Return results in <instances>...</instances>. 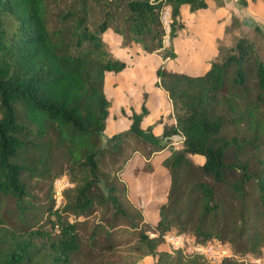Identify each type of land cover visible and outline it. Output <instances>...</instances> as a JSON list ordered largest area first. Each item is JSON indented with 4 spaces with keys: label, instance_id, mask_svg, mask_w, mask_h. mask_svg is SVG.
<instances>
[{
    "label": "trees",
    "instance_id": "1",
    "mask_svg": "<svg viewBox=\"0 0 264 264\" xmlns=\"http://www.w3.org/2000/svg\"><path fill=\"white\" fill-rule=\"evenodd\" d=\"M58 1L0 0V264H95L111 253L110 230L137 228L119 175L135 155L143 159L141 170L153 172L152 158L168 148L161 161L165 200L151 230L157 237L139 231L141 254L130 264L146 256L153 264H208L160 249L168 231L229 244L234 257L220 264H249L239 259L247 252L262 258L264 157L257 151L264 135V53L243 35L229 48L218 47L200 75L157 67L155 86L168 96L175 124H164L159 136L142 128L148 114L143 95L140 111L127 116L128 128L106 137L105 73H119L126 64L113 56L105 33L171 59L172 39L184 28L181 6L194 12L206 9L207 0ZM165 6L171 14L167 48L160 22ZM174 136L180 148L173 147ZM129 139L138 146L122 159ZM109 152L116 166L107 185L100 162ZM59 154L73 186L63 191L59 208L44 205L34 213L24 175L49 177L52 195L62 171L50 175L49 169ZM193 155L203 162H191ZM98 187L103 192L94 193ZM98 210L99 221L85 234L87 219Z\"/></svg>",
    "mask_w": 264,
    "mask_h": 264
},
{
    "label": "rangeland",
    "instance_id": "2",
    "mask_svg": "<svg viewBox=\"0 0 264 264\" xmlns=\"http://www.w3.org/2000/svg\"><path fill=\"white\" fill-rule=\"evenodd\" d=\"M244 1L246 2L245 4L240 3V0H215L218 6H222V5L224 6V4L226 3V7L230 10V13L232 15L231 23H233L230 26V28L226 30V38L224 39V41L219 43L218 47L219 49L221 46L223 49L229 48L234 45L238 37L246 35L248 38H250L255 42L256 50L258 54L261 56L264 53V0H254V1L244 0ZM58 3L60 4V6H64V2L62 0H59ZM201 11L202 10L190 12L189 16H184L182 20L187 22L188 26H192L193 22L191 21H193L197 16H202L200 15ZM207 14L210 13L207 12L206 16ZM214 14L217 15V17L222 18V20L221 19L217 20L218 23L224 21L223 14L217 13L216 11L212 15ZM233 17H236V19ZM196 20H199L200 23L207 22L208 23L207 26L210 23V20L209 22L208 19L203 21L199 19V17ZM182 32L181 33L179 32L178 35L176 36L177 37L181 36ZM185 34L187 36L188 32L185 31ZM189 38L191 40V37ZM191 43L192 41H187L184 38L172 39L171 48H173L174 50L175 48L181 47V49H183L181 51V54L184 53L185 56H188L191 59H193V61H195L199 58V56H202L200 49L202 46L201 45L193 46L191 45ZM133 44H136V46H133ZM124 48H126L124 53L127 55L129 60H132L135 57L145 59V56L143 55L147 54L141 49L139 44L133 43L132 41L123 42L122 40V47H120V51L124 50ZM134 49H138V52L135 53ZM174 54L175 55L171 58V62L174 61L176 62L180 57L179 53L174 52ZM222 56L223 54L220 57ZM118 60L123 61L122 59H118ZM192 64H193L192 62H189L187 64L189 69H191V71H195V72L201 71V69H197V65L195 66L196 68L194 69V66ZM139 68H141V70L129 69L126 74H125V69L119 73L106 72L104 91L106 97L110 102L109 116L106 121V129L104 131V135L106 137H110L113 134L126 129L128 123L127 114L131 113V111H134L132 106L135 104V102L138 103V101L141 104L143 100V95H145L144 94L145 90L149 89L151 91L154 87L153 86L155 81L154 80L155 76H153L154 66L152 64L141 65ZM174 68H176V66ZM136 72H140V80L143 81L142 82L143 84H141V86H136V88H134L133 91L132 88H129L127 91L124 90L120 91L119 88H117L112 81H109L110 77L116 80H120L123 75H124L123 76L124 79H129L132 78ZM111 78L110 80H112ZM121 110H123L124 114L121 113ZM262 116L264 117V112ZM146 120L149 119L145 118L144 122ZM174 120H175L174 116L172 115L167 116L166 120L161 116L160 118L156 119V123L164 122L167 125L168 124L173 125L175 124ZM239 131L243 133H247V129H239ZM125 143H127L126 144L127 149L125 148V150H123V154L121 156L122 159L124 158L126 153H129L130 150L134 148V146H138L135 143V141L132 139L126 140ZM180 146H181V140H179V137L174 136L173 147L180 148ZM170 150L171 148L165 149L161 154L155 155L154 158H152L151 165L153 166V172H145L141 170L144 164L143 159L135 155L133 157L134 161L129 166L128 170H126L125 167L124 172L119 175V178L120 179L122 178L123 181L125 182L127 181V184L128 182L134 184L135 188L134 190H132L133 194L131 195L134 201L135 200L140 201L141 196L143 195L144 203L145 204L147 203L150 206V208L149 211L145 213L142 212L143 210L142 207L138 208L137 206L136 207L133 206L131 209L129 208L132 214V219L130 223H134V225L136 224L137 228H133V227L131 228V226L128 224H122L119 227L110 230L112 233V241L113 243H115L114 244L115 248L111 253H104L103 255H101L95 261V264H105L108 261H113L114 264H130L135 259H137L138 256H140L141 251L136 250V247L138 245L137 243L138 233L139 231L151 232L154 222L157 219L156 207L158 206L159 203H162L165 200L166 182H167L165 177L167 175V172L161 166V161L167 155L170 154L171 152ZM257 153H258V157L260 158L264 157V135H263V143L258 148ZM55 158H56V163H54L49 169L50 175L51 174L53 175V173L55 172L62 171L60 177H64L71 183L70 180H72L73 178L70 175V173L65 169L67 164L65 157L59 154ZM189 159L191 162H193L196 165H200L203 162L202 157L195 155L189 156ZM119 164L120 163H118L117 165ZM100 166H101L100 177L103 180L105 179L108 185L110 181L113 179V172L116 166L114 164V154L111 152L106 153L100 162ZM138 169L140 171H138ZM135 170L137 171L136 173L134 172ZM24 179L28 184L29 201L34 205V210H33L34 213H41V209L44 205L52 204L55 209L59 208L62 205L61 204L59 206H56L55 202L52 201L53 194L51 195V190L49 189V183H50L49 177L41 178L39 176L29 177L28 175H24ZM144 189L146 190V192ZM219 190H221V187L219 188ZM93 192L101 193L103 192V187H98L94 189ZM102 213L103 212L98 210V212L93 213L89 216V218L87 219V224H85L84 226L85 234H89L92 225L99 221V218L102 215ZM174 229L176 228H172V230ZM81 234H83V232H81ZM261 248L264 252V244L261 246ZM160 249L165 250V247L161 246ZM256 255L257 254H252L247 252L244 255H241L242 258L239 259L249 264H264V256L261 258V256L256 257Z\"/></svg>",
    "mask_w": 264,
    "mask_h": 264
},
{
    "label": "crops",
    "instance_id": "3",
    "mask_svg": "<svg viewBox=\"0 0 264 264\" xmlns=\"http://www.w3.org/2000/svg\"><path fill=\"white\" fill-rule=\"evenodd\" d=\"M207 5H208L207 8L202 9V11L200 12L201 13L200 15H202V16H197L193 21H191V22H193L192 26H188L187 22L182 20L184 16H189L190 11L188 10V7L183 5V6H181V10H180V22L183 24L184 28L179 32L181 33L182 31H184V32H182V35H184V36H182V35L179 37L176 36L174 39L184 38L187 41H192L191 45H193V46H196V45L202 46L200 48L202 56H199V58L195 61H193V59H191L190 57L185 56L184 53L181 54V51L183 50V49H181V47L174 49L175 53L180 54V57L176 62L175 61L171 62V59H168V58L162 59V57L160 55H157L155 53L144 54L143 56H145V59L132 57L134 59L129 60L127 55L124 53L126 48H124V50L120 51V47H122V38L120 36L114 34L111 31H107L105 33V41L107 42L108 47H109L111 53L113 54V56L116 59H122L123 62L126 64V67L124 68L125 74L127 73V71L129 69H134V70L140 69L141 70V68H139L141 65L152 64L154 66V75L153 76H155V70L159 66H163L164 68H166L168 70L175 71V72H184V73L189 74V75H200V74L204 73L209 68L210 62L215 60V58L217 57L218 45L220 42L224 41V39L226 38V30L228 28H230V26L232 25V23H231L232 15L230 13V10L226 7V3L224 4V6L223 5L218 6L217 3L215 2V0H207ZM215 11L217 13L223 14L224 21H221L218 23L217 20L218 19L222 20V18L217 17V15H215V14L212 15ZM207 12H209L210 14H207V16H206ZM208 15H211V16H208ZM198 17H199V19H201L203 21L208 19V22H209V20H210L209 25L207 26V24H208L207 22L200 23L199 20H196ZM233 18L236 19V17H233ZM187 21H189V20H187ZM185 31L188 32L187 36L185 34ZM178 33H177V35H178ZM188 36L191 37V40ZM133 46H136V44H133ZM134 52L137 53L138 49H134ZM189 62L193 63L192 65L194 66V69L196 68L195 66L197 65V69H201V71H196V72L191 71V69H189V67L187 65ZM185 63H187V64H185ZM175 66H176V68H174ZM123 76L120 80H116V79L111 78V77L110 78L112 80H110V78H109V81H112L116 85V87L119 88L120 91L121 90L127 91L129 88H132V91H133L134 88H136V86H141V84H143L142 83L143 81L140 80V72H136L135 75L129 79H124ZM105 77H106V73H105ZM154 78H155L154 79L155 81L153 84V86H154L153 89L151 91L149 89L148 90L146 89L145 93H144L146 96L145 106L148 110V114H147V116L144 117V119L146 118L149 120H146L144 122V119H143V121L141 123V127L142 128L150 127L153 134L156 136H159L162 133L163 125L165 123L164 122L156 123V119L160 118L162 116V118H164L166 120L167 116H170V115L173 116V110H172L171 102H170L168 96L166 95V93L164 92V90H162L160 87L155 86V82L157 81V79H156V76ZM104 85H105V78H104ZM140 105L141 104L139 101H138V103L135 102V104L132 106L134 112L138 113L140 111ZM130 114L131 113L127 114V116H129ZM174 123H175V120H174ZM129 124H130V120L128 119L126 129L128 128ZM162 152H159L157 155L161 154ZM133 161H134V158H132L127 163L126 170H128L129 166L132 164ZM123 182L128 187V196L130 195L128 198H129L130 202L133 204V206H135V207L137 206L138 208L142 207L143 208L142 212H144V213L148 212L150 206L147 203L146 204L144 203L143 195L141 194L142 191L140 193L142 195L140 201H138V200L134 201V199L131 197V195L133 194L132 190H134V188H135L134 184H132L131 182H128V184H129L128 185L127 181L126 182L123 181ZM167 185H168V182H166V187H167ZM145 192H146V190H145ZM153 263H154L153 258L146 256L137 264H153Z\"/></svg>",
    "mask_w": 264,
    "mask_h": 264
},
{
    "label": "built area",
    "instance_id": "4",
    "mask_svg": "<svg viewBox=\"0 0 264 264\" xmlns=\"http://www.w3.org/2000/svg\"><path fill=\"white\" fill-rule=\"evenodd\" d=\"M160 22L164 29L163 46L167 48L169 46L171 24V14L168 6H165L161 10ZM71 187V183L64 177L56 178L53 181V200L56 206L63 204L62 193ZM147 234L149 238L157 237L155 231L148 232ZM161 238L167 251L172 253L178 252L186 258L200 257L208 264H220L223 259L234 257L229 244L217 238L206 242H197L193 236L175 231H168Z\"/></svg>",
    "mask_w": 264,
    "mask_h": 264
}]
</instances>
